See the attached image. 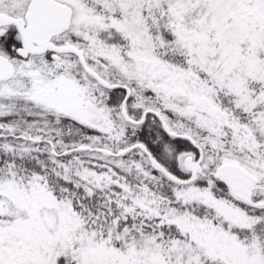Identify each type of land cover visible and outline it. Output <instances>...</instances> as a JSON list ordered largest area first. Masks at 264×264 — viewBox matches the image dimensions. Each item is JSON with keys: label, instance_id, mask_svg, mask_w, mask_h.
<instances>
[{"label": "rangeland", "instance_id": "obj_1", "mask_svg": "<svg viewBox=\"0 0 264 264\" xmlns=\"http://www.w3.org/2000/svg\"><path fill=\"white\" fill-rule=\"evenodd\" d=\"M30 1L0 0V14L23 17ZM57 1L70 6L73 16L70 31L56 43L82 48L90 65L108 80L119 74L129 82L156 88L157 95L143 105L171 109L183 117L168 121L173 130L202 141V173L191 185L164 184L172 193L167 197L140 154L133 152L125 161L101 153L62 156L80 145L111 149L110 132L116 126L124 133V127L110 116L87 111L101 89L75 60L43 59L37 66H28L13 58L16 73L0 89V98L14 101L22 92L41 110L100 134L87 136L84 143H68L41 127L30 133L10 126L3 129L0 154L38 158L45 155L44 149L52 152L49 145L39 148L19 138L47 139L54 146L52 155L71 156L73 166L64 162L59 166L63 171L56 172L68 181L65 189H57L61 194L49 185L48 175H17L9 171L12 164L1 169L0 264H264V234L259 233L262 225L264 230V209L258 207L264 202V0L250 4L244 0ZM114 19L126 29L118 45L113 44L110 31ZM189 72L202 81L190 80ZM254 82L261 87L251 93ZM173 89L183 93L186 107L170 98ZM202 96L225 117L219 114L212 119L201 113L197 104ZM122 143L115 147L124 148ZM186 155L181 153L179 159L183 177H187ZM225 163L240 164L258 178L253 206L244 208L215 187L213 174ZM127 180L129 185L144 183L137 192L140 199L126 205V198H119L112 208L114 192L108 191L103 199H109L105 203L109 212H101L96 229L88 223L85 209L78 211L67 197L79 191H105L111 184L130 195L136 191L124 184ZM79 183L89 188H77ZM164 228L176 232L166 233Z\"/></svg>", "mask_w": 264, "mask_h": 264}, {"label": "flooded vegetation", "instance_id": "obj_2", "mask_svg": "<svg viewBox=\"0 0 264 264\" xmlns=\"http://www.w3.org/2000/svg\"><path fill=\"white\" fill-rule=\"evenodd\" d=\"M24 17L25 16H23V18ZM118 27H119L118 25H111L112 31L118 32L124 37L126 29L122 32L118 29ZM8 29H12L16 32L17 42L19 44V47L16 51L17 52L16 57L9 58L6 56L7 58L10 59L11 63L13 64L15 73H16L15 63L16 62L18 63L19 60L26 61L28 66L29 65L37 66L43 59L50 60L51 63H59V61H62L64 58H69V59L75 60L76 63L79 66H81L84 73L88 75L95 83H97V85H99V88L101 90H99L95 94L94 100L87 105V111L98 117L104 116V115L110 116L113 122H115L116 124L119 123L121 126L124 127V130H123L124 133L122 132L121 129H119L118 127L117 129L115 126L114 130L110 132L109 139H108L111 149H101L99 147L93 146L94 150L91 153H101L103 157L111 159L113 161H118V160L125 161V160H128L129 155L134 152V154L136 155L140 154L143 160L145 161V163L151 166V159L147 154L149 153L150 156L153 159L157 160L161 165H163L170 174L182 180H188L192 176V169L190 170L187 168V164H186L187 160L190 159L191 160L190 165L194 166V164L197 163L201 159L200 169L193 183H195L199 179L202 173V164L204 162V156H205V151H204V148L202 147V141L196 138L195 136H193L192 134L179 133L173 130L168 120L171 119L175 114H177V112L171 109L162 110L155 106L145 108V105H143V104H146L145 102H147L150 99H153L157 95L156 88H152L148 86L146 83L143 85V84H139V82L137 81L129 82L125 78L121 77L119 74H117L116 75L117 77L113 78V80L106 79L99 71L96 70L94 66L90 65L88 58L86 56V52L82 48H79L77 46L75 47L82 52L83 57H84V62L89 68L94 70V72H96L101 78H103L110 85L121 86L122 88L110 89L106 87L105 85L101 84L98 80H96L93 76L89 75L85 71L84 64L80 61L79 56H77L76 54L46 51L44 53H38V54H32L30 52H26V55L22 56L19 54V51L22 49L21 38L14 27L0 28V35L6 34ZM68 32H65L61 35L53 37L52 42L58 47L65 46V45H71V44L56 43V38L62 35H66ZM159 33H162V35H166V36L168 35L169 39L171 38L170 33L169 32L165 33V31L164 30L162 31V29H159ZM120 42H123L122 38ZM119 43L115 41V43L113 44L118 45ZM13 58H16V62H13ZM189 73H195V72H189ZM189 73H188V77L190 80L194 82L202 81L201 76H200V79L198 80L196 78L190 77ZM175 91L176 90L174 89L172 90V92L174 93L171 97L168 94L167 96L172 98L173 102L176 103L177 100H179L181 94L180 92L177 93ZM196 95H200V93H196ZM190 96L193 97L194 95L189 94V97ZM204 100H206V104H203ZM200 102L201 103H198L197 105H200L201 113L208 114V110L213 108L210 105V100L208 99V97L206 98L202 96ZM90 105L93 106L92 110L89 108ZM148 111L158 112L165 119V122L170 128V131L175 132L177 134L189 135L197 143V145L193 146L187 140H182L180 138H176V137H173L167 134L164 130V127L160 123V121L153 114H150V113L146 114ZM216 111H217V114L215 115V117L219 115L220 110L216 109ZM145 115H146L145 120L143 122H140L143 119V117H145ZM220 117L224 118L225 116L220 115ZM211 118L213 119L214 117H211ZM149 120H150L149 122L150 125L147 127H143V125L146 124ZM140 130H141V133L145 135L146 142L150 141L152 143V147H149L146 143H143V142H133L132 140L133 137L138 135ZM244 131L248 132V129L246 130V127H245ZM94 133L98 135L100 134V132L97 130L96 132L94 130ZM162 136L166 137L169 141H171L173 145L167 146L166 144L159 142ZM119 141H123L122 144H124L123 145L124 148H121L120 150H118L117 147H115ZM179 141H183V143H186L188 146L180 147ZM126 143H129V144H126ZM46 144L49 145L48 142ZM139 144L143 145L145 147V150H142L139 147H137V145ZM49 147L50 149H52V153L56 154L55 151L53 150L54 147L51 145H49ZM104 151H108V154H106ZM181 153L187 154L186 159L184 161V166H185V170L187 173V177L185 176L183 177L179 171L180 164H181L179 159H180ZM68 154H71V153H68ZM172 167L175 169L174 173L170 170ZM164 176L167 178L166 175ZM213 177H214V174H213ZM168 180L174 185H180L178 183L171 181L170 179ZM228 193L230 194L231 197H233L231 192H228Z\"/></svg>", "mask_w": 264, "mask_h": 264}, {"label": "trees", "instance_id": "obj_3", "mask_svg": "<svg viewBox=\"0 0 264 264\" xmlns=\"http://www.w3.org/2000/svg\"><path fill=\"white\" fill-rule=\"evenodd\" d=\"M24 4H26V1L22 5ZM110 31L112 33L114 43L115 41L119 43L121 41V38H123V36L118 32H115V31L113 32L112 30ZM0 45H2L3 47L2 48L3 55L9 58L16 57L17 56L16 51L19 47V44L16 38V32L12 29H8L6 34L0 35ZM8 83L9 82L1 83L0 89H3L5 86H7ZM247 84L248 82L245 83L244 85H247ZM260 87L261 85L259 83L254 82L253 85L250 87L251 93L253 91L257 92L260 89ZM17 95L18 96L14 97V101H12L10 97H8V99H6V97L0 98V134H2L3 129L8 126L15 128L16 130H19L20 133L21 132L30 133V132L35 131L33 130L34 128L41 127V129L54 132L53 134H56V137L58 139H63L65 142H68V143H73V142H83L84 143L85 141L88 140L86 138L87 136L94 134V129L91 128L90 126L80 124L74 121L73 119H70L64 116L54 117L55 116L54 113H47L46 111L41 110L39 106L32 104L29 98H27L22 92H18ZM176 103L179 104L183 108L186 107V105H188L187 101L184 102L183 93L181 94L179 100H177ZM261 110H262V107H261ZM177 116L178 114H175L173 116L175 121L178 118L183 119V117L178 116L177 118ZM149 122L150 120L146 124H144L143 127L149 126L150 125ZM145 138H146L145 135L141 133V130H140L139 134L133 137V142H143V143H146L149 147H152V143L150 141L146 142ZM159 142L164 143L167 146L173 145L171 141H169L166 137H163V136ZM44 144L45 143H39V144L34 143L33 146L42 148L44 147L43 146ZM179 146L187 147L188 145L186 143H183V141H179ZM44 150H45V153H44L45 155L41 157L39 156L38 158L34 157L32 159H27L25 157L23 158L14 157L13 159L6 155L0 154V170L5 169L4 167L8 168L12 164L11 165L12 167L10 168L9 171H11L14 174L21 175V174H27L29 172H33L37 175H48L49 176L48 180L52 183V184H49L50 186L54 185L56 187V190L65 189L66 185L68 184L67 183L68 181H63L61 178L57 177L56 172L63 171L62 167H59V166H61L64 162H68L67 163L68 167L73 166L72 163H69L71 161L70 160L71 156L57 158L54 155H52L51 150L49 151L47 149H44ZM79 154L86 155L90 153L83 152ZM7 159L9 160V163H5ZM40 160H44V163ZM94 169L98 170V172L102 171V169L98 167H94ZM148 169L152 175L160 179V181H157V182L163 185L161 187V192H163V196L165 195L167 197H171L172 193H170L171 192L170 188L164 187V184L165 185L168 184L170 186H175V185L173 183H170V181L161 173L154 171L152 168L151 169L148 168ZM170 170L173 173L175 172V169L173 167ZM2 173L3 171L1 170L0 174ZM134 174L135 173L132 172V175ZM129 180H127L126 183L124 184L127 185ZM104 182H108V181L106 180ZM70 183L71 184L69 185V188L73 190L74 188L72 184L74 183L72 182ZM43 184H44V181H43ZM79 184L80 185L77 188H84V189L89 188L88 186L84 187L85 186L84 183H79ZM214 184L216 188H218L219 190H221L223 193H225L231 198L230 194L228 193L229 192L228 189L223 183L215 180ZM142 186H144V183L142 184L141 182H135V183L132 182L131 185L128 184V187L136 191V192H131L130 195H128L125 191H123L121 187L116 186L115 184H111L112 188L107 189L105 191L95 190V191H92V193H89L87 191H83V192L79 191L76 194L67 195V197H69L68 200H70L73 203V205L76 206L75 208L78 211H82L83 209H85L84 211L86 212L84 214L85 215L88 214L90 216L89 218H87L88 223H91V225H93V227H91L92 229H96L97 224L99 223L98 219L100 218V216H102L101 212H106V213L109 212V211H106L107 207L105 205V203L109 199L106 197L105 199H103V196L109 193L108 191H110V193L114 192V193H111L112 194L111 200L113 201L112 208H116L115 201L119 200V198H126V201H125L126 205H130L132 200L140 199V196L138 195V193L140 189L142 188ZM158 188L159 186L157 184L155 189H158ZM57 192H58L57 194H61L59 190H57ZM116 194H118V197L116 196ZM244 208H249V207L244 205ZM164 231L166 233L176 232L174 228H171V229L164 228ZM263 232L264 230H263V225H262L259 231L261 236L264 234Z\"/></svg>", "mask_w": 264, "mask_h": 264}, {"label": "water", "instance_id": "obj_4", "mask_svg": "<svg viewBox=\"0 0 264 264\" xmlns=\"http://www.w3.org/2000/svg\"><path fill=\"white\" fill-rule=\"evenodd\" d=\"M246 4H250L251 0H244ZM72 23V9L62 3L57 2L56 0H31L28 13L24 18H14L12 16L0 14V28L2 27H14L21 38L22 49L19 51V54L22 56L26 55V52L32 54L44 53L46 51H52L57 53H70L76 54L79 56L80 61L84 64L85 71L98 80L101 84L105 85L110 89L122 88L121 86L110 85L103 78H101L94 70L89 68L84 62L83 54L73 45L65 46H56L52 42V38L68 31ZM114 25H118L120 31H124V26L120 23L119 20L113 21ZM14 76V66L11 61L0 55V83L9 81ZM190 77L200 79V76L195 73H189ZM203 104H206V100L203 101ZM93 106L90 105L89 108L92 110ZM153 114L162 124L164 130L167 134L180 138L182 140L189 141L193 146H196L197 143L187 134H177L170 131L165 119L155 111H148L146 114ZM217 111L215 109H209L208 115L215 117ZM220 115L224 116L222 112H219ZM146 118L140 122H143ZM247 130V127H246ZM24 140H29L31 142L39 143L42 141L48 142L51 146L52 143L49 140L28 138L25 136L20 137ZM142 150H145L143 145H137ZM94 148L91 146H79L74 149L76 152H86L93 151ZM72 152V151H69ZM69 152H65L66 155ZM108 154V151H104ZM151 159V166L154 170L165 174L171 181L179 183L181 185H187L192 183L197 176V173L200 169L201 159L194 164L190 165L191 160H187V168L192 169V176L189 180H182L176 176L170 174L168 170L161 165L157 160L153 159L149 153H147ZM215 179L221 181L225 186L232 192L233 196L240 201L250 205L253 201L252 187L257 182V178L249 173L243 167L227 163L218 168L214 174ZM259 207H264V203H260Z\"/></svg>", "mask_w": 264, "mask_h": 264}]
</instances>
